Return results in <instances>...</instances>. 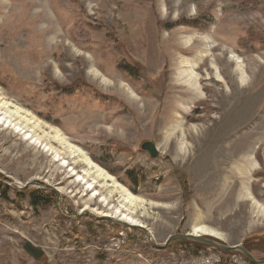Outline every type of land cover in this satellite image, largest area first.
Returning <instances> with one entry per match:
<instances>
[{
	"label": "rangeland",
	"instance_id": "374dc122",
	"mask_svg": "<svg viewBox=\"0 0 264 264\" xmlns=\"http://www.w3.org/2000/svg\"><path fill=\"white\" fill-rule=\"evenodd\" d=\"M0 91L64 139L0 123V264H253L148 234H264V0H0ZM83 158L136 199L124 213L141 227L101 217L120 198H91Z\"/></svg>",
	"mask_w": 264,
	"mask_h": 264
},
{
	"label": "bare ground",
	"instance_id": "6f19581e",
	"mask_svg": "<svg viewBox=\"0 0 264 264\" xmlns=\"http://www.w3.org/2000/svg\"><path fill=\"white\" fill-rule=\"evenodd\" d=\"M57 29V28H56ZM56 30L53 31L52 34V39H55L57 35ZM200 51V50H199ZM199 54V53H198ZM195 57V56H194ZM184 58V57H183ZM196 62V61H195ZM195 63H193L191 60L187 58L182 59L181 64H180V73L179 77L181 80H183L185 83L191 86L193 89H197L196 86V80L193 75V67ZM238 69L241 71V79H244V72L241 68L240 65H238ZM8 106L12 107L15 110H9ZM2 122V125L9 128L14 126H18L19 130H27L28 132H33L34 134H37V138L35 140H43L46 142H52L56 141L58 144H63L64 139L60 137V134H58V130L55 131L54 129V134L51 135L48 131L45 132L44 128L40 125V122L35 119L30 113L25 112L10 103L9 101H6L2 96H1V91H0V123ZM44 125V124H42ZM46 126V125H44ZM46 128V127H45ZM47 128L51 129L52 131L53 127L47 126ZM40 134V135H39ZM36 136V135H34ZM49 147L48 149H50ZM58 155H54L53 160L56 161V157ZM83 164V168L79 170L75 174V180L78 181V183L82 184L85 189L90 191L91 193V198H94L96 196L99 197V201L103 206H109L110 202L112 201L114 196H118L120 198L119 204L117 207H115L113 210L111 209V205L107 207L104 211H102V216L101 217H106L111 220H119L127 226H136L141 227L140 224L134 220L130 214L124 213L125 210L129 209L132 207V205L135 203L136 199H133L127 191L121 187L119 184L115 182V180L109 176L107 173L104 171L100 170L97 166H95L89 159L83 158L81 161ZM65 164V163H63ZM81 164V163H80ZM90 166H95L98 170H95L94 172L91 171ZM100 170V171H99ZM143 227V226H142ZM212 231V230H211ZM210 230H207L204 227H201L194 232V234H199L200 233H211ZM218 234V233H217ZM201 236H206V235H201ZM148 239L153 243L152 237L150 234H148Z\"/></svg>",
	"mask_w": 264,
	"mask_h": 264
},
{
	"label": "water",
	"instance_id": "95a60500",
	"mask_svg": "<svg viewBox=\"0 0 264 264\" xmlns=\"http://www.w3.org/2000/svg\"><path fill=\"white\" fill-rule=\"evenodd\" d=\"M142 149L146 150L149 152L150 156L155 157L157 156L158 152L155 149L154 143L153 142H145L142 145ZM35 183H26L21 189H25L27 187H29L30 185H33ZM44 188L47 189H51V190H55L54 188L45 185L43 186ZM57 192V191H56ZM88 213V212H87ZM84 213L78 214L76 215L77 217H81L83 216ZM116 222H120L123 223L119 220H116ZM125 224V223H123ZM210 237V236H209ZM214 238V237H213ZM177 240H189V241H194L196 243H200V244H204L206 246H210L213 248H216L220 251H225V252H240L243 256H245L250 262H252L253 264H264V259L263 260H257L254 258V256L248 252L242 245L240 244H236V245H226L224 243L218 242L216 240L207 238L205 236H201L199 234H194L192 232L190 233H185V234H181V233H176L171 235L166 242L164 243L163 246H159L156 245L154 242L152 244H154L156 247L159 248H166L168 247V245L173 242V241H177ZM24 249L27 251L28 254L35 256L36 258L39 257L42 253L40 252V248L35 247L33 245H31L30 243H27L26 245H24Z\"/></svg>",
	"mask_w": 264,
	"mask_h": 264
},
{
	"label": "trees",
	"instance_id": "16d2710c",
	"mask_svg": "<svg viewBox=\"0 0 264 264\" xmlns=\"http://www.w3.org/2000/svg\"><path fill=\"white\" fill-rule=\"evenodd\" d=\"M129 177H133L132 175H130V171L127 172ZM29 199H30V204L32 206H37L38 204H41L42 201L46 202L45 200V197L43 196L41 190H36V191H32L30 192L29 194ZM207 238H210V239H213V240H216L215 238L213 237H209V236H205ZM255 239V242L252 243V242H249V239L245 240L244 244H243V247L248 251V252H251L252 250H256V246L259 245V243L263 242L264 240V234L260 235V236H257L254 238ZM182 240H180L181 242ZM217 241V240H216Z\"/></svg>",
	"mask_w": 264,
	"mask_h": 264
}]
</instances>
